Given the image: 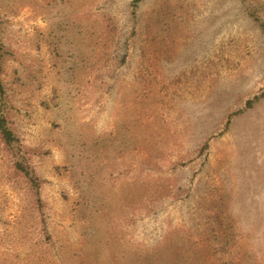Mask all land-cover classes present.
<instances>
[{
    "label": "rangeland",
    "instance_id": "obj_1",
    "mask_svg": "<svg viewBox=\"0 0 264 264\" xmlns=\"http://www.w3.org/2000/svg\"><path fill=\"white\" fill-rule=\"evenodd\" d=\"M0 41V264H264V0H0Z\"/></svg>",
    "mask_w": 264,
    "mask_h": 264
},
{
    "label": "trees",
    "instance_id": "obj_2",
    "mask_svg": "<svg viewBox=\"0 0 264 264\" xmlns=\"http://www.w3.org/2000/svg\"><path fill=\"white\" fill-rule=\"evenodd\" d=\"M2 60H3V45H2V43L0 41V98L1 99L4 98L3 96L5 94L4 86H3V83H2V79H1ZM260 98H261L260 96H257L254 99L249 100L247 102V105H246L247 109L252 108L255 105V103L260 100ZM0 131H1V134H2L6 144L9 145V146H13V144L17 141V138L14 135L12 129L8 126V122H7V119H6L5 115H3L1 113H0ZM17 167H18V169L20 171H22L27 176V178H29V180L31 181L32 185L36 189H38L41 186L42 181L39 178H37L34 175H32L26 168L23 167L22 164L17 163Z\"/></svg>",
    "mask_w": 264,
    "mask_h": 264
}]
</instances>
